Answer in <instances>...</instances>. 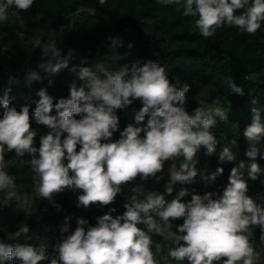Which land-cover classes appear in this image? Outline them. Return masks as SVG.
Returning a JSON list of instances; mask_svg holds the SVG:
<instances>
[{"label":"clouds","instance_id":"obj_1","mask_svg":"<svg viewBox=\"0 0 264 264\" xmlns=\"http://www.w3.org/2000/svg\"><path fill=\"white\" fill-rule=\"evenodd\" d=\"M165 6L181 5L182 0H159ZM34 0H6L0 3V21L8 19L7 10L15 7L27 11ZM103 4L104 0H100ZM183 14L197 17L195 27L205 39L212 37L225 23L235 26L248 34H255L264 21V0H183ZM245 9L240 15L236 11ZM43 47V55L50 56L47 62L38 65L49 77L56 76L69 67L71 51L63 56L53 38L45 42L36 39L34 47ZM93 67L73 65L81 82L70 85V95L60 98L48 94L41 88L36 95V107L30 116V105L10 106L7 90L0 97L3 107L0 118V192L3 200L15 199L25 213L32 201L25 193L23 198L15 191V177L6 170L5 146L7 152H15L17 157L31 156L33 173L39 178V195L55 205L53 196L66 188L81 190L77 207L88 208L93 204L108 206L113 204L122 185L134 181L138 176L147 181L150 177H162L166 161L183 157L179 167L169 171L170 180L166 184V194L173 193L177 183L191 184L198 174L205 182H213L223 174V167L208 175L201 173L195 159L201 148L208 155L216 152L217 137L211 131L219 120L226 119L221 107H200L193 114L185 108L189 85L183 88L170 81L166 68L157 61L122 65L117 71H110L103 64ZM27 83L42 81L37 71H30ZM53 81L49 80V86ZM236 94L243 95V89L232 81L226 82ZM135 100L142 107L135 116V124H129L118 140H112L119 131L120 118L117 110H125ZM255 104V100L253 101ZM53 108L56 114L52 115ZM252 121L243 131L249 144L246 156L251 163L248 177L258 178L261 172L256 157L260 149L255 146L264 136V122L261 112L252 108ZM80 117L77 119V117ZM34 117L37 125L46 126L49 131L40 136V146L35 147L37 131L32 128ZM147 117V119H146ZM141 133L144 135L141 136ZM66 134V135H65ZM63 137V139H62ZM80 145L79 151L77 146ZM233 139L219 154V162L236 159ZM67 160V164H65ZM245 162L231 169L229 182L223 194L206 192L192 194L191 200L182 202L189 195L187 188H181L177 196L166 201L165 194L133 190L130 202L124 205L122 215L113 216L116 208L97 217L95 226L79 218L74 232H69L66 218L61 227L62 239L55 245L53 254L43 246L29 243L15 245L0 243V264L9 260L21 264H158L152 251L155 234L174 242L175 247L168 255L178 261L187 258L191 264H254L260 253L255 252L250 243L251 227L261 231L260 241L264 243V204L257 203L248 196V182L243 178ZM143 198H140V197ZM216 197V198H214ZM184 218V222L173 231L172 221ZM145 225L147 231L138 225ZM28 226H21L10 239L27 235ZM183 242V243H181ZM161 245L156 244L160 251Z\"/></svg>","mask_w":264,"mask_h":264},{"label":"trees","instance_id":"obj_2","mask_svg":"<svg viewBox=\"0 0 264 264\" xmlns=\"http://www.w3.org/2000/svg\"><path fill=\"white\" fill-rule=\"evenodd\" d=\"M54 9L48 11L44 22V34L37 33L31 47L20 51L15 48V41L6 43L0 38V97L10 89L8 95L11 99L10 106L20 107L24 104L30 105V116L34 112L36 95L39 89L47 88L48 94L55 97V104L60 98H67L70 95V85L73 81L80 85L76 73L71 71L73 65L93 67L103 64L110 71H117L128 64L148 61H157L166 68L169 79L178 87L190 86V91L186 93L188 102V112L191 114L194 109L201 105L205 107H221L226 119L217 118L216 126L211 129L217 137L216 152L208 155L206 149L201 148L198 152V159L204 162L212 172L218 167H223L221 176H227L232 166L229 163H220L217 149L223 150L230 145L231 122L241 116H253L252 108L255 107L261 112L262 122H264V83L257 84L251 91L245 90L242 95L241 104L235 102L233 106L226 109L227 99L230 97L231 88L227 81H232L236 75L242 72L243 65L250 61L259 41L264 33L261 27L255 34H248L238 27L228 26L226 23L222 28H218L215 34L205 39L201 36L198 28L193 24L196 17L185 16L183 14V0L181 5H175L174 10L168 18L160 17L157 13L164 5L159 0H142L139 11L133 15L123 8H105L98 1L95 2L94 14L81 24L75 34L68 35L63 39L53 37V34L66 21L67 14L76 5L78 0H53ZM163 13V11H160ZM242 9L236 11L240 15ZM153 18L149 34H144L141 30L145 19ZM144 21V22H143ZM124 25L136 31L135 37L124 36ZM98 30L101 32L98 33ZM109 32V35H106ZM162 34L163 38L158 40L157 34ZM55 39L58 47L62 50L63 56L67 57L71 51L72 57L69 67L62 69L56 76L49 77L38 65L47 62L49 57L43 55V47H34L36 39L41 42L49 38ZM100 43V44H99ZM7 44V45H6ZM99 44V45H98ZM151 44H158L159 60L149 53ZM98 45V46H97ZM219 45V46H218ZM30 71H37L43 77L42 81H33L31 85L27 83V75ZM53 83L49 86V80ZM255 100V104L253 101ZM241 101V100H240ZM142 107L140 100H135L125 110H117V115L121 118L126 110L138 112ZM3 107L0 104V118H2ZM56 114L53 108L52 115ZM80 117L78 116L77 119ZM31 125L37 132L49 129L44 125H37L34 117ZM66 135V134H65ZM264 138V136H262ZM63 139V137H62ZM236 156V166L241 161L245 162L242 169L244 179L248 182V192L256 189L260 184V174L256 180L248 177V162L245 158L243 148L239 145L233 147ZM6 170L15 177V191L19 193L21 187L24 193H29L33 186L39 184V178L33 173L30 163L24 157H17L15 152H7L5 146ZM67 164V160H65ZM262 186V185H260ZM76 194V190H73ZM83 194L82 192L79 194ZM222 195V194H220ZM191 199H185L186 203ZM16 201H4L3 205L13 208ZM78 202H72L67 206L46 205L43 203L38 209L36 222L77 223L79 218L88 221L89 226H95L97 217L109 212L111 208H116L113 216L122 215L126 209L120 199H116L113 204L101 206L93 204L88 208L77 207ZM30 231L27 235L10 239L19 229L12 226H0V243L15 245L16 243H29L32 245H43L46 248L48 235L46 231L34 230L32 225L28 226ZM47 249V248H46ZM50 254V253H49ZM51 255V254H50ZM4 264H21L20 261H7ZM41 264H49L43 261Z\"/></svg>","mask_w":264,"mask_h":264},{"label":"rangeland","instance_id":"obj_3","mask_svg":"<svg viewBox=\"0 0 264 264\" xmlns=\"http://www.w3.org/2000/svg\"><path fill=\"white\" fill-rule=\"evenodd\" d=\"M96 1L100 3V0H78L76 5L67 14L66 21L53 34V37L63 39L68 35L75 34L79 29H81V24L87 21L94 14ZM141 1L142 0H104L102 6L105 8H123L135 15L140 9ZM5 2L6 0H0V3ZM174 7L175 5H161L160 11H163V13L159 11L157 14L160 17L168 18L169 14L174 10ZM52 9H54L53 0H34L33 5L27 11L19 10L14 6L9 7L7 10L8 19L6 21H0V38L6 41V43H8L9 41H15V48L17 50L24 51L29 49L35 39V35L37 33H45L44 22L46 20V15L48 11ZM242 10L245 11V9ZM195 19H197V17ZM195 19L193 20V24L195 23ZM152 21L153 18H149L147 20L145 19V23H143V27L141 28L144 34H149ZM261 27H264V21L261 22ZM123 30L125 37L131 38L135 37L137 34L135 29L126 25H124ZM99 32H101V30H98V33ZM106 35H109V32H106ZM162 38V34H157L158 40ZM149 53L154 55V57L159 60L158 44H151V46L149 47ZM232 82L241 87L243 89V93L245 90L251 91L257 84L264 83V33L255 52L252 55L251 60L243 65L242 72L239 75H236ZM243 101L245 102V100H242V95L236 94L231 90L230 97L227 99L226 109L233 106L235 102H239L241 104ZM188 107L189 105L186 100V110H188ZM138 112H133L130 110H126L124 112V115L120 118L119 131H116L113 134V141L120 138V132H122L126 126H128L129 124H135V116L138 114ZM193 113L194 112H192L191 114ZM251 121L252 116L245 117L243 115L240 118L233 119L231 122L230 139L231 141L233 139L237 141V145L243 148L244 154L246 153L249 144L243 137V131L245 130L246 126L251 123ZM46 133V130H40L37 132L34 144L35 147L39 148L40 136ZM143 135L144 134L141 133V136ZM255 146L260 149V153L256 157V162L261 168V172L259 173L260 184L256 186V189L254 191L248 192L247 195L252 197L257 203L264 204V138L261 137L260 141L258 143H255ZM79 148L80 145L77 146V151H79ZM221 151L222 150L217 149L218 156ZM245 158L249 166L251 161L246 156V154ZM24 159L28 162L30 161L31 156L25 154ZM195 159L198 161L197 168L201 173H204L205 171L208 175L213 173L204 162L198 159V155H196ZM182 162V156L176 158L175 160L166 161L164 164L163 172L157 173V176L162 177V179L159 180L154 177H150L147 181H144L142 177L138 176L134 181L121 186L122 191L117 195L116 199H120L124 204L130 202L131 196L134 194V189L142 191L144 195H147L148 192L165 194L166 201L171 202V200L177 196L179 190L182 187L187 188L190 194L182 198V202L185 203V199H191L193 193L199 195H203L206 192L223 194V189L229 182L231 171L227 176L218 175L215 181L208 183H205L201 179V175L198 174L193 183L183 185L177 183L173 186V193L171 195H167L166 184L170 180L169 171L174 166L179 167ZM226 163H229L232 168L237 167L236 159L232 162ZM38 186L39 184L33 186L31 191L28 193V197L33 203L32 206L28 209L27 213L22 210L20 202H16L13 208L5 207L3 205L5 201L3 200V193L0 192V226H12L19 229L21 226L32 225L34 230L46 231L48 235V243L46 245V248L50 254H53L55 245L62 239L61 227L65 222H59L55 224H39L38 222H36V217L40 206L43 203H45L46 205H52V203L48 199H45L39 195ZM18 190V195L23 198L25 194L24 190H22L21 187H19ZM73 190L74 189L66 188L64 189V191L54 194L52 199L55 202V205L67 206L72 202H78V196L82 191L76 190V194H74ZM140 198L143 197L141 196ZM183 222L184 218L172 221L173 231H177V226L182 224ZM68 224L70 226L69 232L65 233L64 236H67L74 232L77 227V223ZM138 226L147 231L145 225L141 224ZM250 231V243L252 244L254 251L260 253L259 260L254 261V264H264V243H261L260 241L261 231L257 226H252ZM149 235L151 236L153 241L152 251L154 253V258L158 261V264H191V262L187 258H185L183 261H178L168 255L169 249L175 247L174 242H172L171 240H166L164 239V237L155 234L149 233ZM156 244L161 245L160 251L156 250ZM213 264H222V261H214Z\"/></svg>","mask_w":264,"mask_h":264}]
</instances>
